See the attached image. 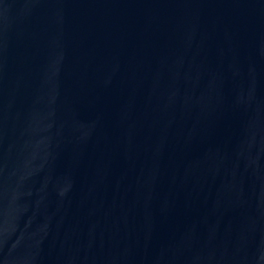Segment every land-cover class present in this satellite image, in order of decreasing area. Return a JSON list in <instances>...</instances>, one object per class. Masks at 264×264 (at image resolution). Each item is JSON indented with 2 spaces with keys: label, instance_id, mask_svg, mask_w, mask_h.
<instances>
[{
  "label": "water",
  "instance_id": "obj_1",
  "mask_svg": "<svg viewBox=\"0 0 264 264\" xmlns=\"http://www.w3.org/2000/svg\"><path fill=\"white\" fill-rule=\"evenodd\" d=\"M0 264H264V0H0Z\"/></svg>",
  "mask_w": 264,
  "mask_h": 264
}]
</instances>
